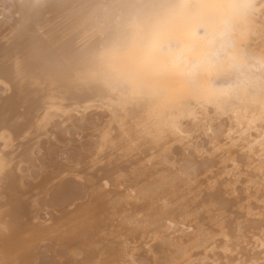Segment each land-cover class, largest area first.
I'll return each mask as SVG.
<instances>
[{
    "label": "bare ground",
    "instance_id": "1",
    "mask_svg": "<svg viewBox=\"0 0 264 264\" xmlns=\"http://www.w3.org/2000/svg\"><path fill=\"white\" fill-rule=\"evenodd\" d=\"M0 264H264V0H0Z\"/></svg>",
    "mask_w": 264,
    "mask_h": 264
}]
</instances>
